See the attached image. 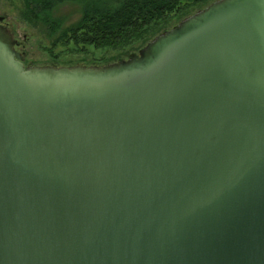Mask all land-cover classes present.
<instances>
[{
    "label": "water",
    "instance_id": "water-1",
    "mask_svg": "<svg viewBox=\"0 0 264 264\" xmlns=\"http://www.w3.org/2000/svg\"><path fill=\"white\" fill-rule=\"evenodd\" d=\"M3 20L0 264H264V0L103 67H26Z\"/></svg>",
    "mask_w": 264,
    "mask_h": 264
},
{
    "label": "trees",
    "instance_id": "trees-1",
    "mask_svg": "<svg viewBox=\"0 0 264 264\" xmlns=\"http://www.w3.org/2000/svg\"><path fill=\"white\" fill-rule=\"evenodd\" d=\"M25 20L55 38L54 45L120 50L155 37L168 19L190 13L192 6L210 0H21ZM186 5L183 6L184 3ZM75 4L81 18L68 26L55 15L61 6Z\"/></svg>",
    "mask_w": 264,
    "mask_h": 264
},
{
    "label": "rangeland",
    "instance_id": "rangeland-1",
    "mask_svg": "<svg viewBox=\"0 0 264 264\" xmlns=\"http://www.w3.org/2000/svg\"><path fill=\"white\" fill-rule=\"evenodd\" d=\"M217 1L219 0H210L200 6H192L190 13L169 18V23L151 40L137 42L120 50L94 47L82 50L81 47L73 45L70 47L54 45L55 38L50 37L46 30L25 20L22 14L24 5L21 0H0V18L4 19L2 24L7 26L8 33L17 42L16 50L21 54L26 67H103L128 59L133 53H139L158 36L174 29L182 21ZM186 4L187 2L183 6ZM58 13L59 16L65 17L68 26L81 18L79 7L75 4L61 6L55 15L58 16Z\"/></svg>",
    "mask_w": 264,
    "mask_h": 264
},
{
    "label": "flooded vegetation",
    "instance_id": "flooded-vegetation-1",
    "mask_svg": "<svg viewBox=\"0 0 264 264\" xmlns=\"http://www.w3.org/2000/svg\"><path fill=\"white\" fill-rule=\"evenodd\" d=\"M5 27H6V29H7V26L6 25H4Z\"/></svg>",
    "mask_w": 264,
    "mask_h": 264
}]
</instances>
